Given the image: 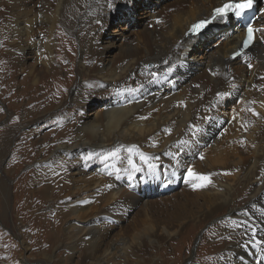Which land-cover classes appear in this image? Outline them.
I'll return each instance as SVG.
<instances>
[{"label": "bare ground", "instance_id": "bare-ground-1", "mask_svg": "<svg viewBox=\"0 0 264 264\" xmlns=\"http://www.w3.org/2000/svg\"><path fill=\"white\" fill-rule=\"evenodd\" d=\"M224 1L175 0L171 10H151L149 25L133 41L119 36V54L107 58V48L114 46L115 40L101 47L97 32L107 25L114 9L134 10V0H39L38 5L32 0H0L8 30V59L24 73L26 89L40 85L42 77L49 78L57 71V62L52 60L54 42L45 45V57L38 63L41 70L25 64L24 56L37 54L40 48L32 32L36 25L46 26L50 32L62 25L80 44L79 80L75 78L67 91L69 97L65 91L60 106H55L64 107L62 111L66 108L70 125L59 133L53 158L39 150L41 155L35 160L39 167L33 168L35 177L30 183L13 184L22 207L31 213L45 200L52 201V212L35 216L38 234H21L22 252L32 247L26 240L31 236V243L36 240L40 248L59 249L54 257L45 252L44 264H68L77 252L81 253L78 264H110L116 259L118 264H130L129 255L136 248L146 261L152 251L162 247L164 239L183 233L185 222L151 220L148 232L127 236L113 232L112 221L140 204L148 219L152 206L137 192L143 182L161 178L169 182L170 177L186 176L193 190L186 196L201 201L198 211H191L188 217L198 218L200 223L215 220V235L222 236L212 244L210 252L215 256L207 264H264V0H256L260 14L254 24L258 30L254 44L238 58L231 60L229 54L238 47L243 32L231 16L216 19L196 38L184 37L190 23L209 16L211 9ZM198 59L202 61L194 62ZM0 70L6 72V67L0 65ZM180 87L183 90L178 94ZM219 93L227 95L220 97ZM92 97L102 98L100 115L89 120L68 115L69 109ZM226 97L240 100L227 128L226 119L214 114L218 106L225 107ZM32 124L30 119L8 129L0 159L17 130ZM69 129L70 135L66 134ZM35 131L36 127L23 134ZM205 143L211 149L200 152L202 162L189 169L209 177L210 183L193 188L201 181L188 177L182 165L181 170L175 165L181 162L185 167L186 155L192 152L194 156ZM27 145L34 149L36 143L31 140ZM95 161L105 169L92 168L90 163ZM65 163L75 168L70 176L64 174ZM148 164L156 165L154 172ZM130 176L135 177L134 185L128 182ZM6 179L0 178V190L7 196V208L0 200L2 217L8 214L12 190ZM127 182L132 188L123 187ZM94 197L99 204L88 210ZM240 197L246 198L238 201ZM223 210L228 219H219ZM199 212L200 217L195 215Z\"/></svg>", "mask_w": 264, "mask_h": 264}, {"label": "rangeland", "instance_id": "rangeland-1", "mask_svg": "<svg viewBox=\"0 0 264 264\" xmlns=\"http://www.w3.org/2000/svg\"><path fill=\"white\" fill-rule=\"evenodd\" d=\"M32 1L36 5L39 0ZM174 1L134 0V10L132 11L126 10V12H122L114 9L108 17L107 25L97 32V39L101 47L115 40V45L107 48L105 53L108 56L107 58H113L119 54V48L122 42L121 38L117 39L119 36L122 35L121 37L126 38V41H133L149 25V11L158 8L161 9L162 7V9L166 10V7L169 8L170 4ZM3 8L0 6V65L6 67V72L0 70V147L8 129L30 119L33 120V124L32 127L28 125L17 130L12 142L7 146L6 155L0 159V178H7L6 181L10 180L8 184L12 188L10 196L8 197V214H6V217L0 216V264H44L42 260L44 253L51 252L54 257L59 253V249L53 250L52 252V250H46L47 246L40 248L36 245V240H33L35 243H31L32 238L30 236L26 237V240L32 247L28 251L22 252L20 245L21 238L24 236L21 234L25 232L30 233L32 236L38 234L36 232L38 221L35 220V216H42V214L52 212V208L50 207L52 201L45 200L40 209H36L34 213H31L22 207L13 184L18 181L24 182V180L25 183H30L31 179L35 177L33 168L39 167L40 162L35 161L39 150L43 151L42 155L48 156V158L52 157L55 154L54 145L60 141L58 139L59 133L70 125L68 118L65 117L67 114V112H64L66 108L62 111L64 107L58 109L55 106L61 104L63 99L62 93L65 91V97H69L67 91L70 87H73L76 79L79 80L78 60L80 56V44L78 38L62 25L53 27L51 32L46 26L36 25L32 32L35 34L34 40L40 44V48L37 54L32 53L29 56H24L26 58L25 64L28 67L33 66L36 71L41 70L38 63L42 57H45V45L54 42V45H56V54L53 53L52 60L57 62L55 63L57 71L53 73V77H42V81L40 82L41 87L38 85L26 89L22 83L25 77L24 73L22 74L20 67L13 65L8 59L9 40L7 37L8 30L4 27L6 19L4 18ZM169 9L171 10V7ZM146 15L147 17H145ZM216 42L217 40L211 43L213 45ZM179 43L180 40H178L177 44ZM212 49L214 50V47ZM197 61L202 60L198 59L194 62ZM224 68L227 70L226 66ZM43 87L47 88L45 92ZM182 90V87H180L176 92L181 94ZM68 102L65 105L66 107L68 106ZM224 102L225 107L222 105L218 106V108L214 109V114L216 116L221 114V118L226 119L227 128L233 123L231 120L240 105V100L236 99L232 101L229 97H226ZM102 105V98L92 97L89 100L80 102L75 107L73 106L74 109L73 107L69 109L68 115L73 116L75 120L82 117L89 120L96 115H100L103 109ZM46 110L50 111L45 117L41 118L40 115ZM34 127L37 130V132L35 131L36 134L29 136L26 133L23 134L25 131H29ZM70 133V129L66 131V134L70 135ZM31 140L33 144L34 142L36 143V146L33 147L34 149L30 145H27ZM205 144L199 146V151L194 156H192V152L186 155L184 160L186 162V164L184 163L185 167H183L181 162H178L175 165V169L179 168L181 170L180 165H182V170L187 171L194 164H196L194 166H198L197 163L202 162V154H205L211 149L210 144ZM200 147L202 148L200 149ZM66 157L68 156L64 155L63 158ZM99 162H92L90 166L92 168L97 166L100 168L102 166L105 169ZM74 170L73 165L65 163V176H70ZM129 178L131 180L128 182H132L135 179V177L133 179L131 176ZM128 179L125 180L127 181ZM174 179L170 177L169 182L163 178L158 181H145V183L143 182L139 186L140 189L137 192L144 195V201L147 200L152 206V211H150L151 215L148 217L149 220L145 217L143 208H141L142 205L140 204L129 212L126 210L124 212L122 211L120 218L113 219L112 221L115 226L113 227V232L116 234L123 233L127 236L140 235L148 232L147 226L151 220L165 219L173 221L172 219H178L179 221L181 220L182 224L185 222L183 233H176L164 239L162 247L156 251H152V254L147 257L146 261L142 260V253L136 248L135 252L129 255V260L133 261V264H207V261L215 256V252H210L211 248H214L212 244L222 239V236L218 237L215 235V227L213 226L215 220L209 223H200L198 218L188 217L191 211H198L197 205L201 201L194 199L192 196H186L187 192L193 191L187 183L186 176H180L178 179ZM128 182L123 187L132 188L131 186L132 183L134 185V182ZM243 198L246 197H240L238 201ZM0 200L4 203L3 207L6 206L7 208V196H3V189L0 190ZM93 200L88 210L93 208V204H99L98 202L96 203L98 198L94 197ZM224 211L220 213L219 219L229 218V214H224ZM195 215L200 217L201 213L199 212ZM145 220L148 221L144 224ZM194 233L196 235L193 237ZM80 254V252L74 253L70 257L68 264H78L81 258ZM189 259L192 260L187 262ZM116 260V263L110 264H118L119 259ZM131 261L130 264H132Z\"/></svg>", "mask_w": 264, "mask_h": 264}, {"label": "snow or ice", "instance_id": "snow-or-ice-1", "mask_svg": "<svg viewBox=\"0 0 264 264\" xmlns=\"http://www.w3.org/2000/svg\"><path fill=\"white\" fill-rule=\"evenodd\" d=\"M253 3H254V0H238V2H236L234 4V6L231 4H225L223 7L214 9L213 19H215L217 16H221V17L225 16L227 14V12L230 10L234 11L235 15L237 17H239V16H241V14L245 10L251 9L253 7ZM208 23H211V21H201L197 24H194L192 26L191 31L194 33L199 32ZM246 31H247V35H246V38L243 42V46L245 48H247L253 42L254 32L258 31V30L253 29V27L251 25H248ZM218 95L220 97H223V96L227 95V93H219ZM141 159L144 160L146 158L144 156H141ZM173 159H175V157H173ZM129 162L131 163V161H129ZM148 167H149L150 171L154 172L156 165L148 164ZM136 170L138 171L139 169H136ZM188 177L201 181V183H199V184H193V188H202V187H205L208 183H210L209 177L197 175V174L193 173V171L191 169L188 170ZM257 243H260V241H257Z\"/></svg>", "mask_w": 264, "mask_h": 264}]
</instances>
